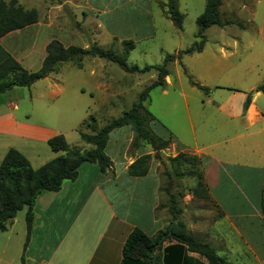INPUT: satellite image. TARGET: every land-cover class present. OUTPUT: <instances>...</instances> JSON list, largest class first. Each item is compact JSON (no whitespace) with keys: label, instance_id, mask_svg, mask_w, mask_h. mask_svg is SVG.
Returning a JSON list of instances; mask_svg holds the SVG:
<instances>
[{"label":"crops","instance_id":"1","mask_svg":"<svg viewBox=\"0 0 264 264\" xmlns=\"http://www.w3.org/2000/svg\"><path fill=\"white\" fill-rule=\"evenodd\" d=\"M162 1L79 0L81 14L85 22L95 25L96 34L85 35L84 41L78 39L79 42L80 33H67L62 27L56 28L54 33L52 24L38 17L36 22L0 37V62L11 55L27 70H36L46 54L47 43L52 39L65 46L80 47H88L90 43L111 45L123 40L139 42L154 36L157 19L164 20L178 31L165 13ZM172 62L176 65L179 59ZM52 73H56L55 77H51ZM52 73L43 79L49 80L48 87L58 88L63 78L57 70ZM171 85L169 70L163 84L155 87H160L162 95H168ZM62 89L63 86L57 90ZM182 89L180 87L179 91L181 104H171V116L176 115L174 110L178 106L180 118L172 120L168 126L156 118L150 123L154 134L170 139L166 148L154 151L144 144L132 149L133 132L129 126L111 130L105 146L111 159L110 167L102 171L96 163L83 162L74 180H65L57 191L40 192L33 205L28 234L26 208L17 211L7 221L6 228L0 230V264H143L139 259L123 258L122 246L135 228L153 237L176 223H170L166 218L167 214L170 215L168 206L165 214L159 209L164 181L161 154L174 156L178 152L199 157L209 193V199L205 200L186 192L181 202L186 204L192 198L200 199L216 212L208 221H204L200 214L194 215L189 223H183L186 229L207 242L229 264H247L248 261L263 264L264 223L259 207L263 204L260 187L264 164L260 161L264 158V106L257 99L264 92L254 89L243 111L247 95L245 99L243 96L235 99L236 93L230 91L220 94V102L212 103L209 97L205 100L189 97ZM146 101L147 98L145 104ZM6 106L9 104L0 96V162L9 148L20 151L33 168L61 154L47 144V139L62 133L61 130L33 119L30 111L20 117L13 111L17 110L16 104L9 109ZM215 112L219 116L216 132L228 136L217 141L215 137H206L205 128V122ZM63 135L68 141L67 134ZM242 137L254 141L251 144L254 157L243 162L240 155L248 148V143L236 144ZM72 138L75 143L81 140L79 134ZM143 153H156L158 159H151L145 175H129L128 165ZM227 229L238 245L229 242L231 234L225 232ZM152 256V264H208L203 255L188 250L185 244L173 238L158 241Z\"/></svg>","mask_w":264,"mask_h":264},{"label":"rangeland","instance_id":"2","mask_svg":"<svg viewBox=\"0 0 264 264\" xmlns=\"http://www.w3.org/2000/svg\"><path fill=\"white\" fill-rule=\"evenodd\" d=\"M17 2L25 9H35L41 21L52 24L54 33L57 32L56 28L62 27L67 33H80L81 38L77 40L83 41L85 35L97 33L93 23L85 22L79 0H17ZM204 5L205 0H179V10L183 14L182 29L175 31L171 24L157 19L154 36L133 42V47L125 56L128 65L141 68L145 65L160 64L166 55L175 54L192 44L196 40V18L202 13ZM49 9H52L51 12H48ZM219 15L225 23L210 25L204 30L205 42L202 51L182 54L176 65L172 61L168 64L172 78L169 94L162 95L160 87L151 88L147 94L146 108L165 126L172 120L180 118L177 115L181 112L178 106L174 110L176 115L171 116L173 107L171 104H181L182 101L180 87L189 97L204 100L209 97V102L215 103L221 101L220 94H227L230 91L236 93L235 99L242 96L245 99L246 95L253 94L256 86L264 82V0H221ZM95 44L105 48L111 46L117 54L123 53L121 43ZM81 62V67L72 60L57 65V72L63 78L61 86L64 89L60 91L57 90L60 85L58 88L48 87L49 80L41 78L30 86L17 85L11 90L9 88L0 93V96L9 104L6 106L7 109L13 108V104H16L17 110L13 111L20 117L25 115L26 111H30L33 119L61 130L62 134L66 133L68 144L83 151L88 145L81 140L75 143V139L72 138L78 137L79 128L83 129L82 122L85 121L88 126L94 124L98 130L121 112L128 110L138 99L140 92L155 79L156 72L127 71L113 61L90 55H85ZM55 74L52 73L51 77H55ZM192 81L205 87V90L193 85ZM259 95L257 101L264 106V102H261L264 100V93ZM218 119L219 116L215 112L205 122L206 137H215L216 141L228 137L224 133L216 132ZM240 123L242 126L241 121ZM113 133L110 134L111 139ZM247 140L242 137L236 141L240 146L248 143V148L240 155L241 162L253 156L254 149L251 144L253 145L254 141ZM161 155L165 160L167 156ZM157 157L156 155L153 158L157 160ZM164 163L165 167L170 169L166 160ZM260 163L264 164V158ZM189 170L192 172V168ZM163 180L159 209L161 214L167 211L164 190L169 181L171 191L177 193L178 190H182L183 194H186L187 185L193 184L194 177L186 171L183 176L172 172L169 179L164 177ZM260 197L263 204L259 208L264 223V178L260 187ZM181 199L177 198V207L181 212L177 214L175 222L189 223L194 219V215L198 214L203 216L204 221H208L216 214L203 200L192 198L184 204ZM198 209L201 210L200 213L196 212ZM166 218L170 220L171 214H167ZM225 232L231 234L228 229ZM229 236V242L233 246L238 245L236 238H233L232 234ZM246 263L256 264L254 261Z\"/></svg>","mask_w":264,"mask_h":264},{"label":"trees","instance_id":"3","mask_svg":"<svg viewBox=\"0 0 264 264\" xmlns=\"http://www.w3.org/2000/svg\"><path fill=\"white\" fill-rule=\"evenodd\" d=\"M221 0H205L202 13L196 18L197 33L196 40L175 54H168L163 62L155 65H145L139 68L136 65L129 66L125 56L133 47L131 40L121 41L123 53L117 54L110 47H102L95 43L86 48L75 45L64 46L56 39L50 40L45 47V56L41 65L36 70H27L20 62L8 55L0 62V93L5 92L12 86H30L33 82L44 78L57 70L61 62L72 60L78 67L82 66V58L85 55L104 58L115 62L127 71L145 72L154 70L155 79L147 85L138 95V99L132 103L128 110L121 112L119 116L108 121L104 126L96 130L94 124L88 126L82 122L83 129L79 128L78 133L81 140L91 147L81 151L77 147H71L62 133H57L47 139V144L54 152H61L58 156L45 162L38 168H33L28 159L17 149L9 148L0 162V230L6 228V223L13 218L17 211L26 208L25 221L27 234L29 233L33 205L37 195L44 191H57L65 180H74L78 175V167L83 162L96 163L100 170L105 171L111 165V159L105 152L109 132L114 128L129 126L133 132L130 148H137L140 145H149L152 150L159 151L166 148L170 139H164L153 133L150 123L155 117L146 108L145 100L149 90L155 86L162 85L164 77L169 74L168 64L179 59L182 54L200 52L205 42L204 30L210 25H223L219 15ZM162 5L165 13L174 26L181 30L183 14L179 10L177 0H163ZM37 11L33 8L25 9L18 4L17 0H0V37L4 34L37 21ZM192 84L201 90L205 87L192 81ZM256 91L264 92V82L256 86ZM250 102V95L246 96L243 103V111ZM156 153H143L136 157L127 167V173L132 176L145 175L150 166L151 159ZM158 159V157H157ZM169 163L165 167L164 161ZM161 164L162 175L171 177L172 172L178 176L185 175V171L193 174V184L187 185V192L193 196L209 199L208 187L203 177L201 161L195 154L178 152L174 156H167ZM192 168V172L189 169ZM171 183L165 187L166 201L171 214L170 223L174 222L181 209L177 207V198L183 197L182 190L178 193L170 190ZM174 213V215H173ZM170 231V233H169ZM165 238H173L187 246L190 251L203 255L208 264H229L218 255L215 250L205 241H202L185 229L181 221L167 226L160 230L155 236L150 237L141 230L135 228L126 237L122 246L123 258L139 259L143 264H152V252L158 241Z\"/></svg>","mask_w":264,"mask_h":264}]
</instances>
